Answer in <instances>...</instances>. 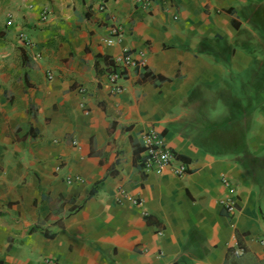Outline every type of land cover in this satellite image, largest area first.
Here are the masks:
<instances>
[{
    "label": "crops",
    "instance_id": "obj_1",
    "mask_svg": "<svg viewBox=\"0 0 264 264\" xmlns=\"http://www.w3.org/2000/svg\"><path fill=\"white\" fill-rule=\"evenodd\" d=\"M151 1L0 0V264H264V0ZM150 128L186 175L142 169Z\"/></svg>",
    "mask_w": 264,
    "mask_h": 264
},
{
    "label": "built area",
    "instance_id": "obj_2",
    "mask_svg": "<svg viewBox=\"0 0 264 264\" xmlns=\"http://www.w3.org/2000/svg\"><path fill=\"white\" fill-rule=\"evenodd\" d=\"M143 7L149 8L152 4L151 0H136ZM100 9H105L106 0H100ZM50 16L49 11H44L41 15V20L45 21ZM11 18V17H10ZM12 21L11 19L9 20ZM122 31L121 25H114L111 27L112 37L106 39L108 43L114 42V36H120ZM18 37L22 40L23 44L27 47H32L34 41L25 32H20ZM142 56L145 52L141 53ZM132 70H139V63L132 53H124L115 58V63L113 70L108 73L107 86L112 94H118L122 91L123 85L121 80L130 73ZM52 78V74H50ZM79 92L83 95L87 93V87L81 85L79 87ZM142 139V157L140 159L141 167L147 172L161 173L165 168H170L173 173L178 176H184L190 171V167L187 161L180 158L176 151L167 143L163 134H161L157 129L150 128L141 134ZM61 170V168H57ZM68 183L83 182L84 178L80 175H68L66 177ZM222 183L227 188V192L224 196L220 198V203L225 208L228 213H235L238 204V189L236 183L229 178L227 175L222 176ZM133 202L137 203L136 199ZM264 245V239L261 240ZM237 254H243L244 249L238 248L236 250ZM48 262L52 264H60L56 260L47 259Z\"/></svg>",
    "mask_w": 264,
    "mask_h": 264
}]
</instances>
